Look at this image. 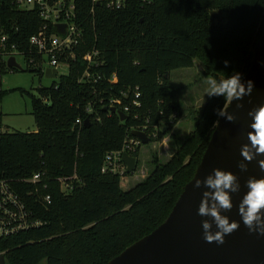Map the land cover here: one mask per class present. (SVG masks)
Instances as JSON below:
<instances>
[{"label":"trees","instance_id":"1","mask_svg":"<svg viewBox=\"0 0 264 264\" xmlns=\"http://www.w3.org/2000/svg\"><path fill=\"white\" fill-rule=\"evenodd\" d=\"M16 1L0 0V36L8 35L19 53L29 54L28 40L42 24L37 12L17 7ZM126 4L115 12L96 8L94 28L84 26L86 44L80 51H99L102 63L93 70L101 76L99 81H81L86 64L78 58L56 84L39 88L37 98L13 91L30 98L37 132L0 134V181L12 186L32 219L42 225L0 240L6 264H108L150 235L167 220L194 176L219 118L215 110L228 101L208 99L193 118L194 128L187 137L170 136L174 154L165 164L153 154L151 173L128 191L122 190L118 175L102 172L105 156L122 150L140 126H147L150 142L171 134L184 111L183 89L171 85L166 78L170 72L191 69L199 62L206 78L248 73L261 37L264 0H151L143 5L128 0ZM75 5L78 20H84L90 0H75ZM215 11L223 17L212 21L210 13ZM224 61L229 62L227 67ZM25 71L42 75L40 69ZM7 73L19 72H10L0 61V102ZM135 88L141 95L140 108H131L127 121L104 111L113 100H120L116 108L124 111ZM140 148L128 154L138 167ZM34 175L40 180L28 183ZM45 197L50 204L43 202Z\"/></svg>","mask_w":264,"mask_h":264},{"label":"water","instance_id":"2","mask_svg":"<svg viewBox=\"0 0 264 264\" xmlns=\"http://www.w3.org/2000/svg\"><path fill=\"white\" fill-rule=\"evenodd\" d=\"M220 11L210 13V19L216 20ZM60 32L63 28L60 27ZM260 39L252 51V59L248 73L244 80L253 81L254 88L251 95L244 96L242 100L228 104L234 116L232 122L219 117V122L208 141L206 150L201 158V163L196 170V178H203L211 173L213 168L231 171L237 176L240 191L232 194L233 208L224 212L230 220H236L240 227L230 235L224 237V243L206 242L203 238L202 220L211 221L210 217H202L197 214L202 192L206 190L194 188V180L188 182L178 197L167 220L153 230L150 235L132 244L121 252L108 264H264V236L249 233L237 214L238 204L245 189V182L250 176L264 177V170L258 164L264 159V154L255 157L247 164V170L241 171L238 167L243 160L240 155L241 145L247 143L246 133L250 117L248 111L253 107L264 104V23ZM7 68L17 72L23 71L13 58L8 59ZM45 78L55 79L57 74L54 70L46 69ZM168 74L166 78H168ZM237 104L242 107H237ZM104 111L118 116L120 122L127 121L128 117L116 108H104ZM88 122H84V127ZM166 129H164L165 132ZM132 137L137 138L140 144L147 146L150 138L140 131H132ZM122 163L126 166V175L133 174L136 167V159L127 154L122 155ZM194 174V175H195ZM213 230L215 226L213 225ZM0 264H6L4 256L0 255Z\"/></svg>","mask_w":264,"mask_h":264},{"label":"built area","instance_id":"3","mask_svg":"<svg viewBox=\"0 0 264 264\" xmlns=\"http://www.w3.org/2000/svg\"><path fill=\"white\" fill-rule=\"evenodd\" d=\"M127 1L90 0L91 7L88 16L84 20H78L75 0H17V7L37 12L42 25L37 33L28 40L29 54L19 53L16 45L10 44L8 35L2 34L0 36V61L5 62L7 68L8 59L13 58L17 63L16 58H19L25 62V70L40 69L42 75H44L46 69L54 70L57 74L60 66H65L69 70V67L78 58H81L86 64V68L81 74V81H93L96 83L101 79V76L96 72L94 73L93 70H97L102 62L100 53L95 48L81 53L80 49L86 44L84 26L89 23L90 28H94L96 8H102L111 12L121 11L126 8ZM137 1L143 5L150 4L151 0ZM60 27L63 28L62 32L59 31ZM25 70L23 69V71ZM12 71L15 70H10V72ZM115 80V76H113L112 81L114 82ZM134 92L132 100L127 106L123 107L124 111H121L127 117L131 113V108H140L139 99L141 95L138 92V88H135ZM124 96L126 97V95ZM116 105H120V100L111 101L108 108H116ZM116 110L118 109L116 108ZM136 118L137 116H135ZM76 123L79 124L80 122L77 121ZM147 129V126L144 125L133 131H140L146 134ZM154 130L153 137L156 136L158 127H155ZM141 146L137 138H129L124 143L122 150L105 156L102 172L111 175L116 174L122 180L125 177L124 174H126V166L122 163V155L135 152ZM39 180L40 175H34L31 180H28V183L35 184ZM58 182L62 184V190L66 191V185L63 183V180L59 179ZM43 202L50 204L51 201H49L48 197H45ZM41 225L40 222L32 219L31 213L25 204L19 200L12 186L8 182L0 181V240L24 233L30 229H37Z\"/></svg>","mask_w":264,"mask_h":264},{"label":"clouds","instance_id":"4","mask_svg":"<svg viewBox=\"0 0 264 264\" xmlns=\"http://www.w3.org/2000/svg\"><path fill=\"white\" fill-rule=\"evenodd\" d=\"M228 61H224L225 67ZM226 74V73H225ZM206 95L211 97H222L230 105L233 101L242 100L244 96L251 95L254 84L251 80H244L243 74L233 71L226 74L224 78L212 77L207 80ZM237 107L242 105L237 104ZM230 108V107H229ZM229 108L220 107L215 110L217 117H223L232 122L234 116L228 112ZM250 117L248 131L246 133L247 143L241 145L240 155L243 160L238 167L241 171L247 170V164L255 157L264 154V104L253 107L248 111ZM217 123L219 120L216 121ZM261 170H264V159L258 161ZM197 174V173H196ZM196 174L190 178L195 181L194 188L206 190L198 205L197 214L202 217H210L209 220H202L203 238L206 242H216L218 245L224 243V237L230 235L240 227L236 220H230L224 212L233 208L232 194L240 191V184L237 176L231 171L213 168L203 180L196 178ZM246 191L243 192L236 205L237 214L249 233H256L264 236V177L250 176L245 182ZM213 225L215 230H213Z\"/></svg>","mask_w":264,"mask_h":264},{"label":"rangeland","instance_id":"5","mask_svg":"<svg viewBox=\"0 0 264 264\" xmlns=\"http://www.w3.org/2000/svg\"><path fill=\"white\" fill-rule=\"evenodd\" d=\"M219 17H223V14L221 13L216 19ZM16 60L18 65L25 70V62L19 58H16ZM195 64L191 69H181L170 72V82L172 86L177 89H183L181 106L187 112L177 123L179 127L177 136L180 139L187 137L193 130V118L201 111L202 104L210 99L205 94L208 87L207 80L210 78H206L203 75L204 73L202 72L203 70L199 62ZM67 72V67L60 66L55 79H47L43 75L38 76L36 73L28 71L3 75L1 90L5 91V97L0 102V115L2 120L1 132L5 133V130L9 133L16 131L21 133L37 132L31 114L30 98L28 95L13 91L23 90L37 98V90H39V88H50L58 82V77L66 76L68 74ZM188 114L189 116L191 114L192 117L187 116ZM171 135L174 134L171 132L167 137L170 139ZM158 143L160 144L161 141L150 142L147 146H141L138 158V162L140 163L139 167L137 165L134 173L130 174L129 177L124 174L125 177H123L122 180L120 179L123 191L130 190L133 186L141 182L140 180H142V178H146L151 173L153 169L151 157L153 154L158 156L160 163L165 164L167 161V154L163 153L162 150H158Z\"/></svg>","mask_w":264,"mask_h":264},{"label":"crops","instance_id":"6","mask_svg":"<svg viewBox=\"0 0 264 264\" xmlns=\"http://www.w3.org/2000/svg\"><path fill=\"white\" fill-rule=\"evenodd\" d=\"M196 65V64H195ZM202 68V67H201ZM203 72V71H202ZM169 78H170V75H169ZM172 85V84H171ZM174 87V86H173ZM175 88V87H174ZM205 103L206 102H204L203 104H202V106H201V108L205 105ZM183 109V116L185 115V114H187V112L185 111V109L184 108H182ZM200 113V112H199ZM187 116H189V114L187 115ZM189 117H192V115L190 114V116ZM2 127V126H1ZM179 130V127H178V124L175 126V128L172 130V134H174L176 137H178L177 135V131ZM193 131V130H192ZM191 131V132H192ZM190 132V133H191ZM5 133H8V131H6L5 130ZM5 133H3V132H1V128H0V134H5ZM189 133V134H190ZM179 138V137H178ZM180 139V138H179ZM180 140H183V138L182 139H180ZM158 150H162V152L163 153H166L167 154V160L174 154V152H175V150H176V145H174V143H173V141H171L170 139H169V137H165V139H163L162 141H161V143L159 144L158 143ZM173 146V147H172ZM144 178H142V180H143ZM141 181V180H140Z\"/></svg>","mask_w":264,"mask_h":264}]
</instances>
